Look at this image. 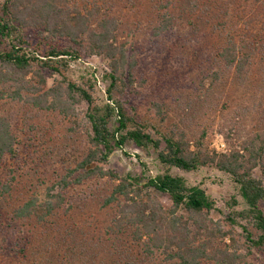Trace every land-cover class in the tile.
<instances>
[{"label":"trees","instance_id":"trees-1","mask_svg":"<svg viewBox=\"0 0 264 264\" xmlns=\"http://www.w3.org/2000/svg\"><path fill=\"white\" fill-rule=\"evenodd\" d=\"M118 3L123 8L117 10ZM125 25L146 26L163 44L185 25L194 45L214 49L206 52L214 81L232 77L239 99L251 101L264 119V0H0V100L58 112L77 125V107L88 104L82 159L59 176L42 178L37 173L46 169L45 157L32 152L36 189L19 194L20 168L8 175L1 170L7 159L20 165L23 158L12 122L0 114V264H150L157 253L174 264H249L251 254H264V139L245 137L239 148L218 152L205 144L206 131L192 137L165 130L124 103L138 66L137 54L119 40ZM84 51L109 64L107 93L115 105L98 96L92 78L70 77L68 58ZM156 105L163 123L162 105ZM130 141L155 150L164 171L145 177L109 168L115 149ZM203 167L230 175L244 200L236 210L240 202L233 199L225 219L230 228L211 217L216 202L206 189L173 173ZM103 180L110 183L103 204L112 212L101 222L86 208L101 197L95 185Z\"/></svg>","mask_w":264,"mask_h":264},{"label":"rangeland","instance_id":"rangeland-1","mask_svg":"<svg viewBox=\"0 0 264 264\" xmlns=\"http://www.w3.org/2000/svg\"><path fill=\"white\" fill-rule=\"evenodd\" d=\"M79 5L82 6L83 3ZM123 6L124 3H118L116 9L119 10ZM146 6L149 7L151 4ZM122 10L129 13L125 7ZM142 18L144 21L149 19ZM185 27L182 25L179 30L172 33L166 44L152 39L146 26L137 30L134 25L122 27L119 40L127 42V48L137 54L138 59V66L134 70V84L125 97L127 102L124 103L133 105L143 118L152 119L165 130L177 128L188 132L192 137H199L206 131L205 144L218 152H229L233 147L239 148L245 137L260 134L264 139V119L261 118V111L254 109L251 101L239 99L241 94L234 90L235 83L232 82V77L224 75L219 81H214L212 74L214 70L206 61L209 57L206 52L210 50L214 53V49L210 45L206 49L207 44L194 45V40L189 34L190 30ZM202 49H206L204 54ZM68 59L70 77L92 78L98 96L115 105L113 100L108 99L107 88L110 85L108 74L111 69L106 60L87 51L79 57ZM246 87L247 85L238 84L240 90ZM222 94H230V100H220ZM156 104L162 105L166 117L163 123L158 116ZM87 107V102L77 107V125L72 118L64 117L58 112L41 110L9 98L0 100V114L12 122L18 139V152L23 158L20 160V165L7 159L6 164L2 166L4 169L1 170L8 175L9 170L19 167L20 174L25 175H22L24 179H20L23 182L21 185L15 182V193L19 194L20 190L24 193L28 188L36 189L37 177L31 169L34 160L29 158L32 152L45 157L46 169L37 173L42 178L59 176L65 173L66 168L74 167L82 159L88 148L85 116ZM228 130H233V138L230 141L225 136L229 133ZM31 144L34 146L32 147ZM108 167L115 169L121 175L131 173L145 177H154L164 171L155 150L140 148L132 141L115 149ZM173 173L181 174L191 185H200L206 189L216 202V210L212 211L211 217L215 221H222L226 228H230L225 219L234 210L231 206L233 199L240 202L235 207L236 210L245 206L230 175L214 167H203L194 171L173 169ZM24 184L32 185L25 188ZM109 184L107 180H103L95 185L97 190H100L101 197L96 198L95 202L86 208L101 222L108 220L112 212L111 206L105 207L103 204ZM18 194H15L12 201L17 200ZM156 194L166 207L171 206L167 196L159 192ZM25 196L22 195L20 198L24 200ZM83 218L86 219V216L76 215L77 220ZM234 231L236 237L243 242L242 229L237 227ZM248 261L249 264H264V254L255 252L250 255ZM150 264L174 263L167 260L163 253H157ZM204 264L213 263L204 262Z\"/></svg>","mask_w":264,"mask_h":264}]
</instances>
